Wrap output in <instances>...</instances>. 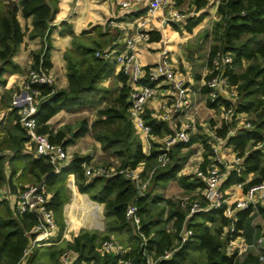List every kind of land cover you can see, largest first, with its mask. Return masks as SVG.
Returning a JSON list of instances; mask_svg holds the SVG:
<instances>
[{
	"label": "trees",
	"instance_id": "trees-1",
	"mask_svg": "<svg viewBox=\"0 0 264 264\" xmlns=\"http://www.w3.org/2000/svg\"><path fill=\"white\" fill-rule=\"evenodd\" d=\"M56 2L57 0H17V2L0 0V84L5 82L2 74L11 68L14 69L12 56L18 51L25 35L30 39L42 40L41 48L31 52V68H37L39 65L48 69L51 67L52 29L49 21L56 11ZM194 4L195 10L200 11L207 6V0H194ZM18 12L23 18H31L29 30L22 29L17 19ZM206 15V11H200L197 17H188L186 31L191 32ZM90 30L99 31L100 40L93 39L89 43L83 41L81 37L88 32L83 30L79 35H72L71 48L64 52L68 82L66 88L58 89L53 85L45 84L32 85V88L38 90L40 99L35 114L37 132L47 134L51 143L60 144L63 148L90 132L92 137L100 142L103 150L112 149L113 154L120 160L119 168L127 166L135 168L143 162L142 176L145 178L146 172L150 171L156 163V150L153 147L149 155H146L142 150V144L134 134L128 114L129 87L126 84V78L121 73L117 75L122 86L115 95H112L110 89L100 85L110 70V63L108 59L96 56L95 53H102L107 42L102 40L106 32H101L99 25H93ZM211 35L213 43L210 47L208 63L217 51H229L234 55L233 66L227 68L225 74L231 84L236 86L238 100L236 103L225 99L221 101L234 105L238 112L247 113L253 125L251 129L240 128L229 138L228 142L233 146L234 151L243 155L247 148L264 138V0H219L211 26ZM152 40H154V33L150 34V42ZM106 95L109 96L107 98L109 104L98 109L96 117L89 124L86 119L81 120L69 139L66 137V131L70 130L69 126L54 132L47 124L49 118L60 110L88 106L93 108L97 106L98 101L107 97ZM208 105L214 106L213 103ZM10 118L15 121L13 129L3 131L0 128V187L6 182L4 168L7 163L10 165V176L21 170V181L44 178L48 189L52 192L48 206L62 228L61 212L67 200L68 177H72L79 193H86L91 200L104 205L106 220L104 234L80 229L72 237L71 246L78 251L79 260L91 262V264H117V256L101 255L96 250L99 244L97 241L115 235L120 242L131 245V251L127 256L133 258V264H143L141 237L136 232L135 225L125 218L126 206L134 200L138 206L143 233L149 236L152 227L158 226L155 237L149 238L147 243V249L153 251L156 257L165 249L174 246V239L177 238L184 221L186 226L193 230V239L186 242L172 260H160L156 264H183L191 246H195L194 248L202 253L203 264L259 263L258 255L254 251H249L241 257H228L222 253L219 236L223 226L228 223V219L220 211L199 212L186 219L187 211L183 210L178 203L167 200V204L170 205L167 218L154 220L151 210L154 204L163 198L152 195L149 185L145 194L136 198V187L131 180L124 178L121 174L109 177L96 176L87 180L83 167L87 158L80 155H74L69 164L59 173H53L51 164L45 158H34L30 154L23 153L28 136L19 125L15 110L11 111ZM146 122L152 127V134L172 132L166 122L152 119L149 114L146 115ZM226 130V126L223 125L218 129V133L224 135ZM197 140H200L204 148L203 158L206 163L207 155L212 154L208 138L194 135L188 144H178L173 147L170 162L166 167L154 171L149 184L167 183L177 178L178 184L185 190H193L200 186V181L194 175L177 177L187 158V154L179 156L177 154L182 147L189 146ZM7 150L12 154L4 153ZM244 164L246 171L239 176L231 173L225 183L226 186L243 182L249 172L253 173V177L244 184V189L264 181V159L260 149L251 148L245 155ZM257 210V214L264 219V206H258ZM171 219L174 220L175 234L167 232L165 228L166 222ZM33 222L34 218L31 214L24 213L16 217L8 203L0 200V264H19L22 250L27 243L24 232ZM236 227L242 230L241 234L249 243L260 234L250 223L249 211L238 213ZM61 250L50 252L53 264H57L56 260ZM35 258L36 252L31 255L27 264H34Z\"/></svg>",
	"mask_w": 264,
	"mask_h": 264
},
{
	"label": "built area",
	"instance_id": "built-area-1",
	"mask_svg": "<svg viewBox=\"0 0 264 264\" xmlns=\"http://www.w3.org/2000/svg\"><path fill=\"white\" fill-rule=\"evenodd\" d=\"M122 8L129 3L126 0H115ZM170 9L165 16L171 20H181L185 16L175 10L176 0H148L145 13L137 18L136 30L132 35L124 36L123 45L119 50L107 48L96 52V56L111 61L126 78L129 87L128 114L132 122L134 134L140 138L142 150L149 155L152 148L156 150V163L145 178L142 176L143 162L135 168L129 166L111 168L99 166L92 168L83 164L84 175L87 180L96 176L109 177L121 174L132 181L137 189V197L144 195L155 170L164 168L170 162V154L174 146L188 144L194 133L199 128L197 125L198 111L194 105V91L189 87L186 78L177 71L169 58L167 51L163 50V57L159 63L153 66H144L137 55L139 47H146L150 43V32L147 28L151 17L155 16L162 8ZM108 22L112 26H119L113 19ZM234 55L229 51H217L211 56L206 65V74L201 79L200 87L206 93L205 106L210 107L213 113L219 117V125H202L204 136L208 138L212 154L208 155V164L202 167L196 163L192 167V174L200 181L201 187L198 194L186 196L183 199L187 210L186 219L193 214L206 211H220L228 219L220 233L221 251L226 256L241 257L249 251L257 253L259 264H264V235H259L252 242H247L241 234L242 230L236 227L238 213L249 211V216L258 215V206H264V181L249 185L244 189L243 182H236L225 188L224 184L231 173L241 175L246 171L244 164L245 155L250 149H260L264 159V138L246 149L243 155L237 154L233 146L228 142L229 138L236 134L240 128L251 129L253 127L248 114L236 111L234 105L223 103L225 99L236 103L238 92L236 86L231 84L225 74L227 68L233 66ZM54 77L48 68L38 66L30 68L18 89L10 96V108L16 111L19 125L28 136L27 142L33 147V157H43L52 166L53 173H59L69 163L66 150L60 145L51 143L48 135L37 132V120L35 114L39 104V92L32 88L33 84L53 85ZM213 103L214 106H209ZM151 111H146L148 106ZM152 119L167 122L174 116L182 115L184 119L172 132L163 135L152 134V127L146 122V115ZM225 125L227 130L224 135L218 133V129ZM227 152H231L228 154ZM252 174L251 172H249ZM247 174V176H251ZM239 196H235L236 192ZM51 193L44 178L32 181L23 187L11 188L6 182L0 187V200H5L14 216L24 213L31 214L34 222L24 232L27 243L22 250L19 264H27L28 259L38 249L53 245L56 241L57 224L52 209L48 206ZM135 198V200H136ZM125 218L135 225L136 232L141 237V254L143 264H156L160 260H170L179 248L193 238V230L184 224L178 231L174 246L165 249L161 255L155 256L153 251L147 249L149 236L141 229V218L138 214V206L133 200L125 209ZM210 225V223H209ZM101 255L113 254L117 256V264H133V258L127 256L131 246L123 245L113 238L103 239L97 246ZM79 258V253L73 247H65L57 257V264H84Z\"/></svg>",
	"mask_w": 264,
	"mask_h": 264
},
{
	"label": "crops",
	"instance_id": "crops-1",
	"mask_svg": "<svg viewBox=\"0 0 264 264\" xmlns=\"http://www.w3.org/2000/svg\"><path fill=\"white\" fill-rule=\"evenodd\" d=\"M3 2L15 1L17 0H2ZM129 5L126 8H122L115 0H57L56 2V11L49 21V25L52 29L50 39L52 43V49L50 51V61L51 67L49 68V72L54 77L53 86L55 88H66L67 87V77H66V61L64 59V52L71 48L72 44V35H79L83 30L88 31L86 35L82 36V40L85 42H91L93 39H99V31L90 30L93 25H99L101 27V32H106V35L102 40L107 41L106 45L103 47V50L107 48H112L113 50H119L123 45L124 36L132 35L135 30V23L137 18L145 13L148 0H126ZM219 0H207V6L202 8L200 11H206L207 15L199 22L191 32L186 31V19L189 16L197 17L199 14V10H195L194 0H176L175 10L183 14L185 17L181 20H171L166 18L167 12L170 10L168 8H162L155 16L151 17L147 28L149 29L150 34L154 33V40L150 42L146 47L141 46L137 51L138 58L140 63L144 66H153L159 63L163 57V50L167 51V54L171 61L176 67L177 71L180 72L188 82L189 87L194 91V105L197 108V125L198 132L194 133V135L204 136V133L200 134L203 131L202 125H219V117L217 113H213L210 107L205 106L206 93L201 89L200 82L201 79L206 74V65L208 61V55L210 51V47L213 43L212 35H208V39L204 41L207 42V50L205 52L204 58L202 59V63L200 61L198 52L200 48V43L203 42L200 35L197 36V28L202 26L205 32L210 30L214 20L216 8ZM184 11H188L186 13H182ZM17 19L25 31L31 28V18H23L21 13L18 12ZM109 19H113L119 26H112L108 22ZM179 21L180 23H178ZM206 23V24H204ZM185 28V31H183ZM209 28V29H208ZM197 29V30H196ZM207 34V33H206ZM197 36V37H196ZM42 46V40L40 38L30 39L27 35L24 36L23 41L21 42L18 51L12 56V61L15 65L14 69L11 68L5 71L2 74V79L5 81L0 84V128L3 131L12 130L13 123L15 122L10 118V113L13 109L10 108V96L13 91L18 89L25 75L28 73L32 66V57L31 52L37 51ZM193 54V56H192ZM110 70L107 76L100 82V85L106 89L117 91L121 88L122 82L118 79V71L115 65L109 61ZM151 106L149 105L146 111L149 113L151 111ZM92 107H83V108H75L71 110H60L56 114H54L49 120L47 124L50 128L56 132L59 129H62L66 126L70 127V130L66 131V137L69 139L72 133L77 128L78 124L81 120L86 119L88 124L92 121L89 119L91 114ZM184 119L182 115L174 116L172 119L167 121L166 123L169 125L171 130L177 128L180 125V122ZM6 126H8L7 129ZM164 134V133H163ZM159 134V135H163ZM137 137V136H136ZM138 138V137H137ZM140 143L141 140L138 138ZM196 147L197 157L196 160L201 164L202 167H205L208 164V155L207 162L205 163L203 158L204 148L200 140L193 142L189 146L182 147L180 151L188 152L187 150L194 149ZM200 147V148H199ZM66 150L70 160L74 155H80L87 158V161L84 163L87 166L92 168H96L99 166H107L111 168H117L120 165V160L117 156L113 154L112 149L103 150L101 148L100 142L96 141L90 132H87L83 136L76 139L73 143L68 144L64 147ZM7 155H11V151H5ZM23 153L30 154L33 157V147L29 145L26 141L24 143ZM231 154V152H227ZM186 154V153H185ZM193 154V153H192ZM192 157V156H191ZM188 158V154H187ZM190 160V159H189ZM69 164V163H68ZM190 163H186V161L182 164L181 169L177 173V177L181 175H193L192 167ZM144 167V163H143ZM6 183L11 187H23L26 184L31 183V180L21 181L20 177L21 170L19 169L16 174L10 176V165L7 163L4 168ZM252 173V172H251ZM245 176L246 179L253 177V173ZM23 179H25L23 177ZM92 179V178H91ZM69 180L73 183V189L81 195H85L90 202L101 205V213L104 214V205L102 203H98L90 199L88 194L79 193L74 185V181L72 177H68L66 180V196L67 200L63 204L62 212H61V223H63V228L60 223L55 219L57 224L56 231V241L53 245H48L43 248H48L46 250V254L49 256L50 252L56 248L61 249L62 241L66 240V234L70 233V228L74 229V234H76L80 229L87 230L90 232H98L96 230H90L87 228H100L94 227L90 225L79 224V223H69L67 216V205L71 203L72 200V190L68 188ZM176 180L177 178L173 179ZM172 181V180H171ZM170 182V181H169ZM4 184V183H3ZM167 183L163 182H154L151 184L149 189L154 196H161L163 200H160L157 204H164L165 209L162 210V220L167 218V214L169 212L170 205L167 204L168 199L164 194L160 195L161 189L168 186ZM178 184V182H177ZM181 192L185 193L183 196H179L176 199L171 198L173 202H176L180 205L183 210H186L184 206L183 199L186 196H194L198 194L199 189L201 187L197 186L193 190H185L180 187ZM224 187L227 189L229 185ZM68 190L71 192L69 194ZM154 190V193H153ZM52 194V192L49 190ZM235 196H239V192L235 193ZM166 203H165V202ZM164 202V203H163ZM156 204H154L155 206ZM83 208L76 204L72 209L73 214L79 219V216L82 214ZM187 211V210H186ZM154 215V214H153ZM55 218V217H54ZM105 218V216H104ZM160 219V218H155ZM174 220L171 219L169 222H166L165 228L166 231L172 234H175L174 228ZM158 226L154 225L152 227L151 232L149 234V238H154L156 235ZM99 233V232H98ZM74 236V235H72ZM109 238H113L110 236ZM108 239V238H107ZM114 239V238H113ZM193 239V238H192ZM190 239V240H192ZM116 240V239H115ZM120 242L119 240H117ZM176 238L174 239V243ZM99 242V241H97ZM122 243V242H120ZM123 245H129V243H122ZM98 246V245H97ZM183 246V245H182ZM181 246V247H182ZM56 247V248H55ZM72 247L64 246L62 247ZM180 247V248H181ZM97 248V247H96ZM179 248V249H180ZM97 250V249H96ZM45 254V256H46ZM189 254V252H188ZM176 255V253H175ZM174 255V256H175ZM174 256L170 259L172 260ZM51 264H53V259L51 257ZM168 260V261H170ZM84 264H91V262H86L81 260ZM57 263V260H56Z\"/></svg>",
	"mask_w": 264,
	"mask_h": 264
},
{
	"label": "rangeland",
	"instance_id": "rangeland-1",
	"mask_svg": "<svg viewBox=\"0 0 264 264\" xmlns=\"http://www.w3.org/2000/svg\"><path fill=\"white\" fill-rule=\"evenodd\" d=\"M186 12H188V11H184L182 13H186ZM189 16H191V15L189 14ZM204 24H206V23H204ZM201 27L202 26L197 28L199 30H197V29L196 30H197V36L200 35L199 38H201L203 41L200 43L201 45H200V48L198 50V52L200 53L199 58H200V61L202 63V61H203L202 59L204 58L205 52H206L207 47H208V46L206 47L208 41H204V39L207 40L208 35H211V32H209L210 30H207L208 32H205V30H203L204 28H201ZM183 31H185V28ZM192 56H193V54H192ZM111 93H112V95H115L117 93V89L114 91H111ZM106 96L107 97H105L102 100L97 102L96 107H93L91 109V111H89V113L91 114V117L89 119L93 120L96 117V111L100 108L105 107L107 104H109V101H107V98H109V96L108 95H106ZM248 118H249V115H248ZM7 127L8 126H6V128ZM7 129H9V128H7ZM196 147H197V145L195 146L194 149L192 148L190 150H187L188 152L180 151V153L177 154V156L185 155V153H186V154H188V158L185 159L186 163L187 164L190 163L191 165H195L196 163H198L196 158H195L198 156L196 153ZM168 183H169L168 186L161 189V192L159 193L160 195L164 194V196H167L168 199L172 200L171 198L176 199L177 197L183 196L185 194V193L180 191L176 180H172ZM149 186H150V184H149ZM68 188H70V190H72V192H73L72 193L73 197H72L71 203L67 205V216H68L69 223L70 222L71 223H79V224L86 223L87 225H90V227L91 226L100 227V228H92L91 227V228H87V229L96 230L99 232L100 235L104 234V232L106 231V220L104 218V214L101 213V205L90 202L85 195L78 194L73 189V183L71 180H69ZM68 192H69V194L71 193L69 190H68ZM153 193H154V190H153ZM76 204H78L79 206H81L83 208L82 214L79 216V219H77L76 216L72 212V209L74 208V206ZM164 209H165L164 204H156L152 208L151 212H152V214H154L155 218L162 219V217H163L162 210L164 211ZM251 217H253V218L251 219ZM249 218H250V223L252 226L255 227V230L257 229L261 235H264V219L259 214L258 215L252 214L251 216H249ZM72 235H74V229L71 227L70 233L66 234V237H65L66 240L62 241L63 246H61V249L64 246H70L71 245L72 237H73ZM111 236L114 239L118 240L115 235H111ZM194 247L195 246H191L189 248V250H188L189 254H187L186 260L183 262V264H203L204 263V261H202L203 260L202 253ZM47 249L48 248H41V249H38L36 251V258L34 260V264H51V262H52L51 257L49 256L48 253L46 254ZM57 249H59V248H56L54 250H57ZM45 254H46V256H45Z\"/></svg>",
	"mask_w": 264,
	"mask_h": 264
},
{
	"label": "water",
	"instance_id": "water-1",
	"mask_svg": "<svg viewBox=\"0 0 264 264\" xmlns=\"http://www.w3.org/2000/svg\"><path fill=\"white\" fill-rule=\"evenodd\" d=\"M178 23H180L179 21H177ZM255 264H257V263H255Z\"/></svg>",
	"mask_w": 264,
	"mask_h": 264
},
{
	"label": "bare ground",
	"instance_id": "bare-ground-1",
	"mask_svg": "<svg viewBox=\"0 0 264 264\" xmlns=\"http://www.w3.org/2000/svg\"><path fill=\"white\" fill-rule=\"evenodd\" d=\"M259 264V263H258Z\"/></svg>",
	"mask_w": 264,
	"mask_h": 264
}]
</instances>
